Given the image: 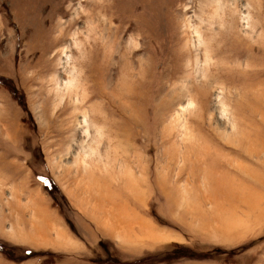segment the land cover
I'll use <instances>...</instances> for the list:
<instances>
[{"label": "rangeland", "instance_id": "374dc122", "mask_svg": "<svg viewBox=\"0 0 264 264\" xmlns=\"http://www.w3.org/2000/svg\"><path fill=\"white\" fill-rule=\"evenodd\" d=\"M0 264H264V0H0Z\"/></svg>", "mask_w": 264, "mask_h": 264}]
</instances>
